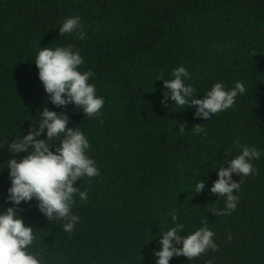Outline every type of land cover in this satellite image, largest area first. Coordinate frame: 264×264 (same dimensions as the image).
Returning <instances> with one entry per match:
<instances>
[{
	"label": "trees",
	"instance_id": "1",
	"mask_svg": "<svg viewBox=\"0 0 264 264\" xmlns=\"http://www.w3.org/2000/svg\"><path fill=\"white\" fill-rule=\"evenodd\" d=\"M71 16L81 18L85 40L60 36ZM55 45L80 50V69L94 73L89 82L105 100L99 115L46 100L34 61L40 47ZM179 66L197 98L216 82L231 89L242 81L247 91L232 108L197 117L195 106L162 103L164 79ZM45 106L85 133L100 175L75 184L88 198H75L81 219L72 233L35 199L16 206L34 227L30 251L43 264H155L173 212L182 235L206 223L218 247L170 264H264V157L253 161L258 175L233 174L241 188L231 215L209 211L225 207L209 190L219 167L239 154L236 141L264 151V0H0V211L13 206L5 163L25 155L8 145L38 126ZM196 124L206 134L195 135ZM202 179L205 190L196 193Z\"/></svg>",
	"mask_w": 264,
	"mask_h": 264
},
{
	"label": "clouds",
	"instance_id": "2",
	"mask_svg": "<svg viewBox=\"0 0 264 264\" xmlns=\"http://www.w3.org/2000/svg\"><path fill=\"white\" fill-rule=\"evenodd\" d=\"M58 29L61 37L74 33L80 40L87 38L79 16L65 18ZM34 62L47 101L57 107L74 104L77 109L83 110L86 117L101 113L104 97L97 95L96 85L89 82L94 73L91 70L81 71L84 59L79 49L72 45L40 47ZM172 76L173 79H164L167 91H164L162 103L167 104L170 99L172 104L183 109L195 106V116L207 120L213 114L232 108L237 96L247 91L242 81H237L231 89L226 88L223 82H216L203 94V98H197L194 87L185 83L191 76L187 68L176 67ZM37 119L39 123L35 125L38 126L16 137L8 145L13 154L25 155L22 159L13 155L5 163L11 181L7 199L13 206L0 211V264H43L39 255L30 251L35 240L34 227L25 222L16 206L35 199L39 211L47 219L64 221L63 230L72 233L81 219L72 211L75 198L77 195L80 200L88 198L87 190L81 191L80 186L75 184L84 177L100 175L95 160L88 155L91 148L88 137L77 126H68L66 112H57L45 106ZM199 125L192 128L193 133L206 134ZM41 136L46 138H39ZM56 141L58 146H54ZM236 143L240 146L239 154L227 161V167H219L218 179L209 190L213 195L218 194L219 199L224 198V208L214 205L209 209L217 216L231 215L237 207L239 197L234 190L241 188V182L234 180L233 174L239 177L258 175L259 169L253 161L264 157V151L257 147L240 145L239 140ZM203 190L205 182L202 179L196 184V193ZM170 215L174 226L160 235L159 247L153 253L155 264H170L171 259L178 255L191 260L209 249H217L215 233L206 223L182 235L184 224L178 222L175 212Z\"/></svg>",
	"mask_w": 264,
	"mask_h": 264
}]
</instances>
